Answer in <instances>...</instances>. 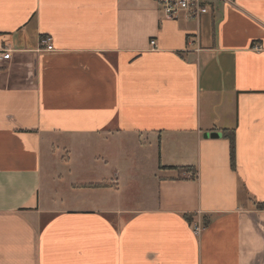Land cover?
Listing matches in <instances>:
<instances>
[{
    "label": "crops",
    "instance_id": "1",
    "mask_svg": "<svg viewBox=\"0 0 264 264\" xmlns=\"http://www.w3.org/2000/svg\"><path fill=\"white\" fill-rule=\"evenodd\" d=\"M0 48V264H264V0H0Z\"/></svg>",
    "mask_w": 264,
    "mask_h": 264
},
{
    "label": "built area",
    "instance_id": "2",
    "mask_svg": "<svg viewBox=\"0 0 264 264\" xmlns=\"http://www.w3.org/2000/svg\"><path fill=\"white\" fill-rule=\"evenodd\" d=\"M157 7L165 20H177L181 16L194 21L200 20L202 16L209 13V6L211 0H151ZM153 50H156V43L154 40L149 42ZM42 49L46 52H52L53 46L51 39L46 37L41 41ZM10 57V51L0 48V65L3 64ZM199 225L194 226L195 233L201 229Z\"/></svg>",
    "mask_w": 264,
    "mask_h": 264
},
{
    "label": "trees",
    "instance_id": "3",
    "mask_svg": "<svg viewBox=\"0 0 264 264\" xmlns=\"http://www.w3.org/2000/svg\"><path fill=\"white\" fill-rule=\"evenodd\" d=\"M220 135L223 139H226L228 141L230 167H231V169L234 170L235 169V137H234V131L233 130H221ZM169 169H174L177 171H190L193 168L186 167V168H169ZM258 208H264V206L260 205V206H258ZM185 217L190 218V216H185Z\"/></svg>",
    "mask_w": 264,
    "mask_h": 264
},
{
    "label": "rangeland",
    "instance_id": "4",
    "mask_svg": "<svg viewBox=\"0 0 264 264\" xmlns=\"http://www.w3.org/2000/svg\"><path fill=\"white\" fill-rule=\"evenodd\" d=\"M160 12V11H159ZM140 184V183H139ZM141 189H142V184H140L139 186H138V196L140 195V194H142V192H141ZM123 193H124V195H128V193L129 192H127V191H123Z\"/></svg>",
    "mask_w": 264,
    "mask_h": 264
},
{
    "label": "water",
    "instance_id": "5",
    "mask_svg": "<svg viewBox=\"0 0 264 264\" xmlns=\"http://www.w3.org/2000/svg\"><path fill=\"white\" fill-rule=\"evenodd\" d=\"M210 136L213 137V138H214V137H219L218 134H211ZM205 137H207V135H205Z\"/></svg>",
    "mask_w": 264,
    "mask_h": 264
}]
</instances>
